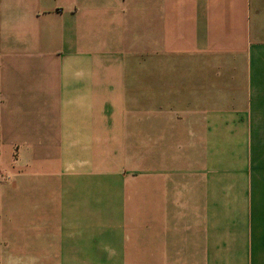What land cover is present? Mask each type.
<instances>
[{
	"label": "crops",
	"instance_id": "obj_1",
	"mask_svg": "<svg viewBox=\"0 0 264 264\" xmlns=\"http://www.w3.org/2000/svg\"><path fill=\"white\" fill-rule=\"evenodd\" d=\"M0 264H264V0H0Z\"/></svg>",
	"mask_w": 264,
	"mask_h": 264
},
{
	"label": "rangeland",
	"instance_id": "obj_2",
	"mask_svg": "<svg viewBox=\"0 0 264 264\" xmlns=\"http://www.w3.org/2000/svg\"><path fill=\"white\" fill-rule=\"evenodd\" d=\"M12 180H13V178H11L7 175H4L2 177L1 181L3 182V184L8 185V184H12L11 183ZM20 183H23V182H20ZM15 184H17V183L15 182ZM9 197H10L9 200L5 199V202H14V204H16V205L18 204L19 205L18 207H20L21 209L26 208L27 203H28L26 195L19 193V194L9 195Z\"/></svg>",
	"mask_w": 264,
	"mask_h": 264
}]
</instances>
